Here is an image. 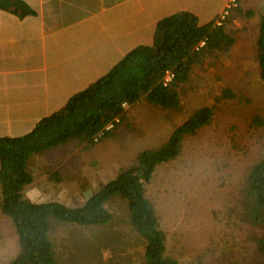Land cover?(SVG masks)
<instances>
[{"label":"rangeland","instance_id":"rangeland-1","mask_svg":"<svg viewBox=\"0 0 264 264\" xmlns=\"http://www.w3.org/2000/svg\"><path fill=\"white\" fill-rule=\"evenodd\" d=\"M239 1L242 11L258 13L264 7V0ZM231 14L236 21L232 26L228 24ZM231 14L224 25L236 38L235 44L228 51L210 53L194 66L190 80L180 89L179 112L140 100L130 106L126 124H118L89 150L71 142L34 156L28 164L33 183L25 196L36 203L81 206L111 174L129 168L139 151L160 147L194 111L213 107L209 124L186 136L179 156L156 169L145 196L155 206L168 254L183 264L262 262L252 250L243 251L238 245L243 234L235 225H241L242 218L234 215L235 221H227L232 211L242 208L244 176L264 150V126L254 125L256 117L264 121V82L256 58L258 16L245 19L235 9ZM225 89L234 98L218 101ZM156 128L162 132L154 134ZM106 209L111 222L96 228L50 219L55 264H143V242L131 228L125 201L114 197ZM250 244L255 246V240ZM18 252L12 221L0 212V264H10Z\"/></svg>","mask_w":264,"mask_h":264},{"label":"trees","instance_id":"trees-1","mask_svg":"<svg viewBox=\"0 0 264 264\" xmlns=\"http://www.w3.org/2000/svg\"><path fill=\"white\" fill-rule=\"evenodd\" d=\"M237 2L238 15L245 19L258 16L256 58L259 77L264 82V7L258 13L252 9L242 11L240 1ZM0 10L19 18L34 15L20 0H0ZM235 41L226 25L217 27L213 21L201 26L196 16L186 11L163 18L157 24L152 46L136 47L105 76L74 95L62 109L39 121L30 133L0 138V212L12 221L19 247L10 264H55L49 239L50 219L73 227L106 226L112 220L106 205L114 197L125 201L131 228L143 242V264H183L167 252L166 235L160 228L154 204L145 196V186L150 184L158 167L179 156L186 136H193L209 124L213 107L194 111L163 145L140 152L129 168L119 169L107 178L106 184L81 206L71 208L57 202L36 203L28 199L25 191L33 183L28 164L34 156L71 142L89 150L124 120L125 107L140 100L165 111L179 112L180 89L190 80L194 66L212 52L228 51ZM167 73L172 80L165 84ZM233 98V93L225 89L217 100ZM115 120L119 123L106 130ZM254 125L261 128L264 121L256 117ZM240 194L242 208L232 211L227 221H235L234 215L242 218L241 225L239 222L235 225L243 234L238 245L240 249L243 246V251L252 250L264 264V150L244 176ZM251 240H255V246H250Z\"/></svg>","mask_w":264,"mask_h":264},{"label":"crops","instance_id":"crops-1","mask_svg":"<svg viewBox=\"0 0 264 264\" xmlns=\"http://www.w3.org/2000/svg\"><path fill=\"white\" fill-rule=\"evenodd\" d=\"M20 1L34 15L0 10V138L30 133L136 47L152 46L161 19L186 11L207 25L229 0Z\"/></svg>","mask_w":264,"mask_h":264},{"label":"built area","instance_id":"built-area-1","mask_svg":"<svg viewBox=\"0 0 264 264\" xmlns=\"http://www.w3.org/2000/svg\"><path fill=\"white\" fill-rule=\"evenodd\" d=\"M238 6V2L237 0H229L227 6L225 7V9L222 10V12L217 16V18L214 21V25L217 27H220L222 25H224V23H226L229 15L232 13V11L234 9H236ZM200 46H203V43L200 44ZM172 80V75L170 73L166 74L165 77V84H167L168 82H170ZM119 123V120H115V124H110L106 127V130H112L116 124Z\"/></svg>","mask_w":264,"mask_h":264}]
</instances>
